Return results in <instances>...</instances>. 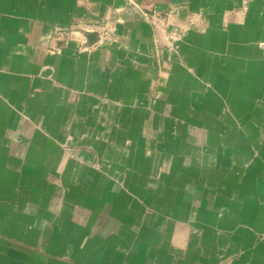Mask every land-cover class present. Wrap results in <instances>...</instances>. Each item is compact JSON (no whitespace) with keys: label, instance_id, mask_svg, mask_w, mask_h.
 <instances>
[{"label":"crops","instance_id":"1","mask_svg":"<svg viewBox=\"0 0 264 264\" xmlns=\"http://www.w3.org/2000/svg\"><path fill=\"white\" fill-rule=\"evenodd\" d=\"M0 264H264V0H0Z\"/></svg>","mask_w":264,"mask_h":264},{"label":"rangeland","instance_id":"2","mask_svg":"<svg viewBox=\"0 0 264 264\" xmlns=\"http://www.w3.org/2000/svg\"><path fill=\"white\" fill-rule=\"evenodd\" d=\"M177 35L175 34V36H174V34H171L170 35V40H173V39H177V38H174V37H176ZM169 47L172 49V48H174L175 47V42H170V44H169ZM218 94H221L222 95V97H218V100H219V102H226L228 99L226 98V92L224 93V92H222V91H218L217 92ZM255 93H259L260 95H258V99L260 100V103H261V91L260 92H258V91H255ZM220 96V95H219ZM203 98H204V96H203ZM260 109H261V107H260ZM226 113H228V110H227V108L226 107H222V109L220 110V113H219V115H221V116H223V115H225ZM223 114V115H222ZM225 125V123H219L218 124V128H219V130L220 131H222V128H223V126ZM237 141H239V142H242V140L241 139H236ZM245 141V140H244ZM227 142H228V140H225V139H223L222 140V143H224V146L225 147H227L226 146V144H227ZM247 143V142H246ZM240 144V143H239ZM223 146V145H222ZM247 146V145H246ZM234 147L235 148H240V146L238 147L237 146V144H234ZM260 147H259V143H252V142H250L249 143V148L247 149V148H244V149H246L245 151H248V152H244L243 151V149H242V151L240 150L239 152H236V150H235V155H234V157H235V168H240V166H242V165H240V160L241 159H244V163H245V160L247 159V157L249 156H247V155H245V153H248V154H250V156H251V158H252V162H255V163H259V161L261 160V150L259 149ZM226 149H224V151H225ZM237 153H239V154H237ZM256 153H258V155L256 154ZM231 155L232 154H230V155H228V157H229V159L231 158ZM227 165H229V163H227V164H225V166H224V168L227 166ZM249 165H243L241 168H242V170L240 169V170H235V181L236 182H240V180H241V176L242 175H245V173H246V168L248 167ZM223 168V169H224ZM222 173H225V171H223ZM255 188V190L253 189V191L255 192H257V191H259L256 187H254ZM194 189H196V188H194ZM193 189V190H194ZM199 189H201L202 191H201V195L204 197V196H208V194H209V188L208 187H201V188H199ZM246 190H248V189H246V188H243L242 186H240V184H239V186L237 185V186H232V187H230V185H228V186H226V187H223V186H221V187H219L218 189H217V191H218V193H221V194H225L226 193V195H225V197H228L229 199H230V197H231V193L234 195V196H238V197H235L234 198V205L235 204H237L238 202H239V199L240 198H242L243 196H244V194H246L245 193V191ZM232 191V192H231ZM188 192V191H187ZM189 194H190V192H188ZM214 193H215V191H214ZM230 196V197H229ZM224 204V203H223ZM222 203H220V202H218V204H212L211 206H212V211H213V213H214V211L216 210L217 212H218V214H217V216H218V221H219V217L221 216L222 217V215L224 214V211L226 210L225 208V205H223ZM206 205V203H202V207L204 208V206ZM210 204L207 206V208H205V209H209L210 207ZM223 206V207H222ZM187 208V207H186ZM221 214V215H220ZM167 217H171V218H169V219H171V221H170V223H178L177 222V220H175L174 218V216L173 215H168ZM173 218V219H172ZM256 237H257V239L258 240H261V232L260 233H258L257 232V234H256Z\"/></svg>","mask_w":264,"mask_h":264}]
</instances>
